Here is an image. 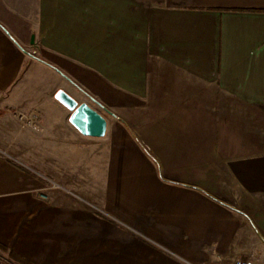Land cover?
<instances>
[{
  "label": "crops",
  "instance_id": "1",
  "mask_svg": "<svg viewBox=\"0 0 264 264\" xmlns=\"http://www.w3.org/2000/svg\"><path fill=\"white\" fill-rule=\"evenodd\" d=\"M0 246L264 264V0H0Z\"/></svg>",
  "mask_w": 264,
  "mask_h": 264
},
{
  "label": "water",
  "instance_id": "2",
  "mask_svg": "<svg viewBox=\"0 0 264 264\" xmlns=\"http://www.w3.org/2000/svg\"><path fill=\"white\" fill-rule=\"evenodd\" d=\"M54 98L71 112L69 123L83 136L101 138L106 133L107 123L103 116L86 103L78 104L71 96L58 90Z\"/></svg>",
  "mask_w": 264,
  "mask_h": 264
},
{
  "label": "rangeland",
  "instance_id": "3",
  "mask_svg": "<svg viewBox=\"0 0 264 264\" xmlns=\"http://www.w3.org/2000/svg\"><path fill=\"white\" fill-rule=\"evenodd\" d=\"M0 247V264H22L19 262V259L17 260V257L12 259L9 254L12 253V251L5 250Z\"/></svg>",
  "mask_w": 264,
  "mask_h": 264
},
{
  "label": "built area",
  "instance_id": "4",
  "mask_svg": "<svg viewBox=\"0 0 264 264\" xmlns=\"http://www.w3.org/2000/svg\"><path fill=\"white\" fill-rule=\"evenodd\" d=\"M33 54H35V52H33ZM18 120L21 122V127L22 128L30 126V122L26 121L25 118L22 115L18 116ZM234 264H247V263L245 261L238 260V261H235Z\"/></svg>",
  "mask_w": 264,
  "mask_h": 264
},
{
  "label": "trees",
  "instance_id": "5",
  "mask_svg": "<svg viewBox=\"0 0 264 264\" xmlns=\"http://www.w3.org/2000/svg\"><path fill=\"white\" fill-rule=\"evenodd\" d=\"M0 247L4 249L3 251H5V248H4V247H2V246H0ZM9 256H10L12 259H14L15 257H17V260L19 259V262L22 263V264H32V263H30L29 261L23 259L22 257L16 255L15 253H10Z\"/></svg>",
  "mask_w": 264,
  "mask_h": 264
}]
</instances>
